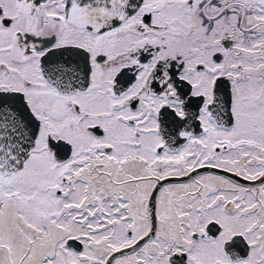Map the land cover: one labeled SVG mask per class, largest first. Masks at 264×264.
<instances>
[{
  "label": "snow or ice",
  "instance_id": "1",
  "mask_svg": "<svg viewBox=\"0 0 264 264\" xmlns=\"http://www.w3.org/2000/svg\"><path fill=\"white\" fill-rule=\"evenodd\" d=\"M0 264H264V0H0Z\"/></svg>",
  "mask_w": 264,
  "mask_h": 264
}]
</instances>
